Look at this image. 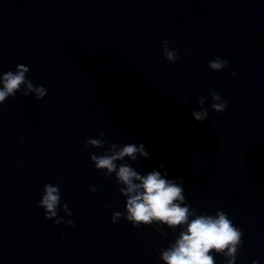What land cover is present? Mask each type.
Returning <instances> with one entry per match:
<instances>
[{
  "label": "clouds",
  "instance_id": "clouds-1",
  "mask_svg": "<svg viewBox=\"0 0 264 264\" xmlns=\"http://www.w3.org/2000/svg\"><path fill=\"white\" fill-rule=\"evenodd\" d=\"M169 41L162 42L163 54L166 60L175 63L178 60V53L170 50ZM228 61L220 57L214 58L209 62L208 67L213 71L226 70ZM29 67L18 64L15 72L8 71L0 76V105L4 104L9 97H15L16 93L24 88L23 95L27 97L34 93L37 100L44 98L47 89L43 86H34L27 78ZM235 75V72L231 73ZM212 98L211 108L216 112H223L226 109V101H223L220 93L210 92ZM205 97L198 96L197 101L200 110H193L192 115L198 122H202L208 117V109L204 108ZM104 133L100 138H86L85 147L103 148L106 141L103 139ZM139 156L147 158L149 153L141 143L137 146L135 143H127L123 147L113 143L111 147L101 155L92 154L91 161L95 169L104 171L105 176H111L115 173L118 184L123 185L119 192L126 199V215L119 211L111 216L113 223H117L122 217L130 222L133 227L156 225L155 230L164 235L162 228L175 230L178 227L182 229L178 238L171 243L167 249H162L160 259L164 264H216L215 254L226 258V264H235L238 256V249L243 243V232L233 224L224 211H217L215 215L197 214V210L191 208L185 203L184 188L182 178L166 179L160 171L152 170L146 175H141L126 162L117 165V161H124L129 157L132 161L137 160ZM163 167V165H161ZM93 193L97 190L91 189ZM39 207L44 209L45 217L54 220L56 225L67 223L75 227L73 221H64L59 217L61 210V194L59 186L45 184L43 196L39 202ZM107 208V206H106ZM62 210L69 216L72 215L65 203ZM190 217H194L191 218ZM213 250H215L213 252ZM253 264H257L253 261Z\"/></svg>",
  "mask_w": 264,
  "mask_h": 264
}]
</instances>
